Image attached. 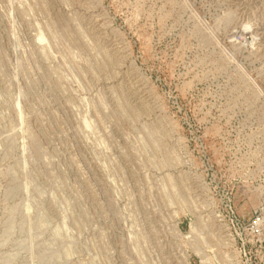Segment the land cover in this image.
<instances>
[{"label": "rangeland", "instance_id": "374dc122", "mask_svg": "<svg viewBox=\"0 0 264 264\" xmlns=\"http://www.w3.org/2000/svg\"><path fill=\"white\" fill-rule=\"evenodd\" d=\"M0 264H264V0H0Z\"/></svg>", "mask_w": 264, "mask_h": 264}]
</instances>
